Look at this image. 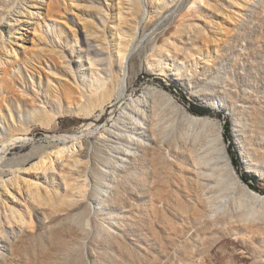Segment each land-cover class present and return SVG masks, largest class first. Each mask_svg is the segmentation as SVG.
Here are the masks:
<instances>
[{
  "label": "rangeland",
  "instance_id": "rangeland-1",
  "mask_svg": "<svg viewBox=\"0 0 264 264\" xmlns=\"http://www.w3.org/2000/svg\"><path fill=\"white\" fill-rule=\"evenodd\" d=\"M180 1L11 0L0 18V52L4 40L8 47L21 36L28 41L13 89L0 93L3 116L27 140L7 147L0 140V178L10 177L3 175L6 170L20 173L30 154L38 156L24 168L52 152L46 147L54 139H67V146L78 142V151L88 147L93 154L82 173H63L45 183L59 203L31 205L25 212L28 228L47 237L53 213L70 211L77 199L83 202L75 217L87 234L62 264H264V0H184L154 31ZM41 5L42 14L31 23L14 22ZM144 7L146 33L154 32L152 42L158 40L141 47L139 58L148 71L137 72L136 60L131 85L117 102L122 91L117 63L134 39ZM141 98L167 137L209 141L210 194L221 216L213 235L203 232L208 218L192 228L186 242L168 246L151 196L140 191L142 175L155 173L153 161L149 155L141 166L132 161L144 152V127L151 118L122 104ZM224 150L229 167L220 155ZM77 187L83 196L72 194ZM127 189L134 191L130 201L112 207L114 195ZM158 208L176 230L184 227L165 204ZM133 211L136 227L128 224ZM105 231L110 234L101 239ZM112 240L114 247L107 245Z\"/></svg>",
  "mask_w": 264,
  "mask_h": 264
},
{
  "label": "bare ground",
  "instance_id": "bare-ground-1",
  "mask_svg": "<svg viewBox=\"0 0 264 264\" xmlns=\"http://www.w3.org/2000/svg\"><path fill=\"white\" fill-rule=\"evenodd\" d=\"M183 1H180L174 10L154 24V31L160 29L165 21L171 19L174 13L181 9ZM11 4V0H0V18ZM33 9L26 10L17 18L14 17V22L25 26L24 24H29L35 20L36 16H40L44 7L41 5ZM147 16L148 9L144 7L141 21L135 26L134 39L117 63L122 72V91L116 99L117 102L131 85L133 76L131 65L137 60L139 62L137 72L148 71L147 64L139 58L140 50L144 44L155 43L158 38L152 42L154 32L146 33L150 27ZM17 33L22 34L21 31ZM22 38V36L18 38L20 42L13 47H8L4 40L5 44L2 46L4 48L0 52V93L4 89H13L12 86L18 72L26 63L28 41H21ZM88 40L90 46V35ZM146 100V98H141L134 100L133 103L124 102L122 104L124 110L133 109L140 116L145 115V118H151L148 119L151 121L150 125L144 127L146 141L141 143L144 152L132 160L135 167L141 166L146 156L149 155L154 164L155 173L153 175L150 173L142 175L140 191L143 195L151 196L154 214L158 216L162 228L167 233L168 246L176 247L178 243L186 242L185 236L191 232L192 228L201 227L204 220L208 218L210 222L204 226L203 232L206 235H213L215 228L221 222L219 220L221 216L218 214V205L210 194L213 180L208 171L213 159L208 158L206 154L210 147L209 141L206 138H199L197 143L192 144L188 138L178 140L167 137L165 133L157 129L155 111L148 108ZM115 101L112 99L109 103ZM0 132L5 136L4 139L0 133V140L7 142L6 147L13 145L14 142L27 140L18 137L20 134H18L17 124L12 119L3 116L1 110ZM23 136L27 138L28 134ZM66 140H52V143L46 147L52 152L24 168L37 158L38 153L27 156L23 169L17 175H13L8 170L3 172L4 176L10 177L0 178V264H62V259L66 260L73 254L75 251L72 249L87 234L86 229L77 222L75 217L84 208L83 202L78 199L70 211L61 214L53 213L47 229L51 231L47 237L34 233L31 228H28L29 225L25 219V212L31 205L53 206L59 203V198L44 188L45 183L51 177H64L63 173H82L87 159L93 155L88 147H81L78 151L79 148L76 147L78 142L67 146ZM97 140L100 141V138ZM242 150L244 155H248L249 152L244 145H242ZM220 155L225 165L229 167V158L225 150L220 152ZM71 192L76 197L83 196L82 187H77ZM132 196H134L133 190L119 191L111 200V206H121L123 201L128 203ZM163 204L167 206L174 218H181L184 221V227L176 230L169 216L160 213L158 207ZM128 209L134 210L133 205H130ZM137 217L138 215L133 211L130 218L131 223H128L131 227L137 226ZM109 234L108 231L103 232L101 239ZM114 243L112 240L107 245L114 247ZM181 252L186 255V246L181 247ZM133 263L134 261H129L128 264Z\"/></svg>",
  "mask_w": 264,
  "mask_h": 264
},
{
  "label": "trees",
  "instance_id": "trees-1",
  "mask_svg": "<svg viewBox=\"0 0 264 264\" xmlns=\"http://www.w3.org/2000/svg\"><path fill=\"white\" fill-rule=\"evenodd\" d=\"M245 181H248L249 179L247 177H244ZM251 186V185H250ZM253 188V187H252Z\"/></svg>",
  "mask_w": 264,
  "mask_h": 264
}]
</instances>
